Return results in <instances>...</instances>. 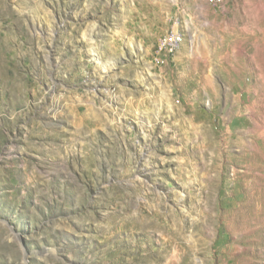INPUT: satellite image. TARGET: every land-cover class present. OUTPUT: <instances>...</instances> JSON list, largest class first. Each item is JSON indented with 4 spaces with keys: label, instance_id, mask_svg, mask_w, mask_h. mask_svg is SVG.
Instances as JSON below:
<instances>
[{
    "label": "rangeland",
    "instance_id": "rangeland-1",
    "mask_svg": "<svg viewBox=\"0 0 264 264\" xmlns=\"http://www.w3.org/2000/svg\"><path fill=\"white\" fill-rule=\"evenodd\" d=\"M0 264H264V0H0Z\"/></svg>",
    "mask_w": 264,
    "mask_h": 264
},
{
    "label": "built area",
    "instance_id": "built-area-1",
    "mask_svg": "<svg viewBox=\"0 0 264 264\" xmlns=\"http://www.w3.org/2000/svg\"><path fill=\"white\" fill-rule=\"evenodd\" d=\"M181 33L176 30H172L169 34L166 35L163 40L162 48L166 53H173L178 49V37ZM166 38H173V45H166Z\"/></svg>",
    "mask_w": 264,
    "mask_h": 264
},
{
    "label": "bare ground",
    "instance_id": "bare-ground-1",
    "mask_svg": "<svg viewBox=\"0 0 264 264\" xmlns=\"http://www.w3.org/2000/svg\"><path fill=\"white\" fill-rule=\"evenodd\" d=\"M178 42H179V40H178ZM168 45H173V38H171L170 39V41H169V44Z\"/></svg>",
    "mask_w": 264,
    "mask_h": 264
}]
</instances>
